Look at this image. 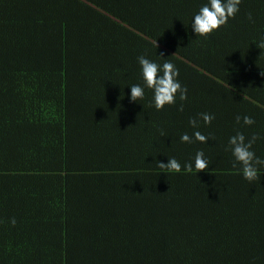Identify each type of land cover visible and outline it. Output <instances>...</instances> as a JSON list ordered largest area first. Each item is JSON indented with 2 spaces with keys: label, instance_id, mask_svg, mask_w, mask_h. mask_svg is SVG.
Returning a JSON list of instances; mask_svg holds the SVG:
<instances>
[{
  "label": "trees",
  "instance_id": "trees-1",
  "mask_svg": "<svg viewBox=\"0 0 264 264\" xmlns=\"http://www.w3.org/2000/svg\"><path fill=\"white\" fill-rule=\"evenodd\" d=\"M204 2L0 0V264H264V170L246 180L228 145L256 133L264 157V0L196 37ZM141 54L187 98L131 101ZM190 117L207 142L179 140ZM197 150L208 167L183 171Z\"/></svg>",
  "mask_w": 264,
  "mask_h": 264
},
{
  "label": "clouds",
  "instance_id": "clouds-1",
  "mask_svg": "<svg viewBox=\"0 0 264 264\" xmlns=\"http://www.w3.org/2000/svg\"><path fill=\"white\" fill-rule=\"evenodd\" d=\"M240 0H205L201 3L198 10L191 17V30L197 36H206L219 26L224 25L227 20L234 16L239 9ZM249 19L251 15L249 14ZM256 46L264 50V33H260ZM161 56V55H159ZM139 73L142 83H133L128 85L129 99L133 102L144 97V89L149 88L152 91V104L159 110L166 104H173L177 97L183 101L187 98V88L182 86L177 79L178 69L170 60L157 62L141 54L137 56ZM264 75V72L261 73ZM178 110H183V105L178 106ZM204 124H208L213 119V115L207 112L197 114ZM235 121L243 125H252L253 119L249 115L236 114ZM189 124L193 128L192 135L182 132L179 135L181 142L191 143L193 140L207 142L208 136L203 134L197 127L199 120L189 118ZM258 138V134L253 133L249 138L241 131H236L234 135L228 137L231 155L233 157V167L239 165L238 171L249 181L255 180L264 170V157L258 156L252 150V145ZM156 166L165 169L167 172L181 171V163L173 156H167V162L156 160ZM208 161L202 150H197L190 162L186 161L183 165V171L191 172L206 169ZM13 224L15 220L11 221Z\"/></svg>",
  "mask_w": 264,
  "mask_h": 264
}]
</instances>
